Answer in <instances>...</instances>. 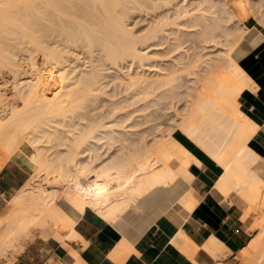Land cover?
<instances>
[{
	"label": "bare ground",
	"instance_id": "bare-ground-1",
	"mask_svg": "<svg viewBox=\"0 0 264 264\" xmlns=\"http://www.w3.org/2000/svg\"><path fill=\"white\" fill-rule=\"evenodd\" d=\"M179 1L0 0V189H6L0 194V257L38 234L60 244L76 241L80 249L60 250L63 264H88L80 250L90 243L84 227L93 221L117 235L109 257L124 261L140 253L161 215L185 219L210 194L247 227L246 245L233 252L213 233L199 244L181 227L170 243L189 264H202L198 250L207 264H227L229 257L264 264V67L251 64L264 50V0H203L213 14L204 26V14L180 7L174 19L192 22L156 13L144 33L127 25L131 2L155 11ZM180 23L201 29L174 37L165 52L140 51L138 43L171 40L165 27ZM209 40L224 48L201 54ZM186 42L184 52L195 49L191 56L179 52ZM80 49L89 59L98 50L113 64L128 58L140 66L179 51L157 77L118 76L136 89L117 97L101 94L97 60L77 69ZM247 88L254 91L250 101ZM147 104L154 110L143 112ZM168 108L171 116L163 112Z\"/></svg>",
	"mask_w": 264,
	"mask_h": 264
},
{
	"label": "rangeland",
	"instance_id": "rangeland-1",
	"mask_svg": "<svg viewBox=\"0 0 264 264\" xmlns=\"http://www.w3.org/2000/svg\"><path fill=\"white\" fill-rule=\"evenodd\" d=\"M216 1H218V3H219L220 0H216ZM202 2H203V0H185V1L184 0H180L177 5H174V7H173V5H171V6H167V8H160L158 10L155 9V11L153 9L151 10L150 8H147V7H146L147 8L146 9L143 4L131 2L130 3V7L128 8V15H127L128 18L126 17V22H127L128 27L129 28L131 27L130 28L131 31L134 32L135 34L144 33L143 31L144 30L146 31L154 23L155 17H156V15H158V13H160L161 15H168L169 14L171 16L169 20H174L177 23L181 22V21L182 22L184 21L185 24H186V21H187V24H188V21H189V23L192 22L193 19L191 20L190 18H186V17H185V19H184V17H180V18L174 19L175 10H176V8L180 7L179 8L180 10L185 8V9H188L189 12L194 11L193 12L194 14H199V15L200 14L201 15L204 14L205 19L202 22L203 25H201V26H204L206 23L212 24L211 17H213V14H211L208 11L204 10V8L206 6V3L205 2L202 3ZM220 2H222V0ZM195 7H197V10H194ZM173 12H174V14H173ZM205 13H207V14H205ZM210 14L212 16H210ZM191 18H193V16ZM209 21H211V23ZM220 22L222 24L224 23L222 21H220ZM224 24L227 25L228 23H224ZM259 25L261 26V24H259ZM167 26H168V28H167ZM167 26L165 27V30H167V32H164L163 34L164 35L168 34V36L170 35L169 39H171V40H166V38H165V40H163V38H162L161 39V44H158L156 46L149 45L151 43V41H147L148 43L147 42L144 43L145 46L144 45L140 46V44H142V43H138L137 44L138 47L142 48V49H140V51L146 52L147 54H151V55L156 50L157 51L163 50V52H165V51H167L168 48H170L169 44L171 43V45H172L175 42V38L174 37H177V36H181L182 38H185L187 36L189 37L188 34L186 35V33L189 30H194L195 29V31H198V30L201 29L200 25H196V26L191 27V26L184 25L183 23L182 24L180 23L179 25L178 24H169ZM197 26H199V27H197ZM173 29H175V30H173ZM176 30H177V32H176ZM215 30H216V32L215 31L214 32L216 34H219V36H220L221 33H222L220 31V29L216 28ZM168 31H169V33H168ZM190 37H191V35H190ZM217 39H219V38L218 37L215 38L216 41H219V40L223 41L224 37L222 35V36H220L219 40H217ZM166 42H169V43H166ZM214 42L211 41V40H209L207 42H203V45L201 43V47L198 50H200L201 54H203L205 52H210L209 54H212V53L218 51L220 48H224L223 45L214 44ZM185 44L186 45H190L191 43L190 42H186L183 45H185ZM186 45H185V47L180 48L179 49L180 51L179 50L173 51L171 53V55L172 56L176 55L178 51L181 52L184 55L185 54L189 55V52L193 53L195 49H193L192 47H190V49H188L187 52H184L189 47V46H186ZM96 51H98V50H94L93 51L95 53L92 54L93 58L90 57V59H89V56H87L85 54L86 52H82V49H80V52L78 50L75 51L76 52V53L74 52L75 54H77L79 52L78 54H79V57H80V62L82 61L81 62L82 65H80V67H78L77 69H79V70H84L85 69L86 70L87 68H85V63H86V65H88L89 63L91 65V64H95L94 61L97 60L96 64L101 66V67L99 66L100 69L102 68V70H101L102 78L100 80V84H101L100 87H103V88H101L102 89L100 91L101 94H103L104 92H106V93L107 92L117 93V97L129 95V94H131V92H133L136 89V88H127L124 83H119L120 82L119 81L120 80L119 77L125 78V79L126 78L129 79V77L131 75L135 74V75L139 76L141 78V80H149L150 77H157L160 74H163V73L166 72L165 70L160 68L161 64H164V65L168 66V64H170L171 61L173 62V60H174V59L170 58L172 56L156 54V55H154L152 60H150V61L148 60V64L145 62L146 65H144V66H140L139 64H141V63L138 64L137 61L136 62L132 61L133 62L132 63L131 60L128 59V58L121 59V60L118 61L117 64H113L110 60L104 59V60H106V61H104L103 59H101L99 51L98 52H96ZM192 53L189 56H191ZM83 55H85L84 56L85 58L83 57ZM186 57H184V59H182V60L183 61H187L185 59L189 60V57L188 58H186ZM83 60H84V62H83ZM86 60H88V61H86ZM124 60L126 61V63H125ZM143 63H142V65H143ZM57 75L58 74L56 73V74H53L50 77V80H52L51 82L55 83V81H58V78L56 79ZM183 75L185 76V74H183ZM185 77L186 78L188 77L187 79H189L190 76L188 75V76H185ZM113 78H115L116 80H113ZM190 79H191V77H190ZM189 83H191V82H189ZM53 89L54 88H52L51 90H53ZM246 91L248 93L249 92H251L252 94L254 93V91L251 88H247ZM176 99H174V101H176ZM183 101H184V99L180 100V101H176L177 102L176 106H181L183 104L182 103ZM140 103H142V100L140 101ZM147 103L152 104V102L150 103L149 101ZM163 103H164V101L161 100L160 101V105H163ZM149 104L146 105L147 108L143 112L148 113V112H150V110L151 111L154 110L155 106H153V105L149 106ZM172 111H173L172 108H168V109L163 110V112L167 113L169 116H171ZM143 112H141V113H143ZM165 119L166 118L164 116H161L159 118L160 121H162V120L164 121ZM13 173H14V171H13ZM11 180L12 181L16 180V176L15 175L11 176ZM21 180L22 179H19L18 181H21ZM5 190L6 189L4 187L1 188L0 189V194L4 195L5 192H6ZM0 210H3L2 207H1ZM0 213L4 214L3 212H0ZM252 234H253V232H252ZM33 236H32L31 239H28L27 241H24L22 243V244H24L23 248H20V249L18 248L19 249V250L17 249L18 251L15 250V252L13 251L14 253L9 252L4 257H0V263L1 264H13V263L18 262L19 260L23 259L25 262H27L29 264H63V262L66 259V257L63 256L62 251L60 252V250H62V248L64 247L63 248V253L66 255V254L70 253V250H72L73 248H76L78 246L76 241H69V242L66 241L63 244L62 243L60 244V243L56 242V238L55 237H49V238L45 239L43 237H40L38 234H35ZM152 237H153V232H152L151 238ZM73 245L76 246V247H74ZM237 262L239 264L240 260L239 261H232L229 264H237Z\"/></svg>",
	"mask_w": 264,
	"mask_h": 264
},
{
	"label": "crops",
	"instance_id": "crops-1",
	"mask_svg": "<svg viewBox=\"0 0 264 264\" xmlns=\"http://www.w3.org/2000/svg\"><path fill=\"white\" fill-rule=\"evenodd\" d=\"M262 51L252 55L251 64L259 61L261 66L264 67V50ZM246 96L249 101L253 99L251 92ZM258 109L261 110V104H259ZM261 111L264 112V109L262 108ZM262 136L264 137V135ZM5 171L6 177H9L8 179L15 175L13 171L9 172L7 169ZM202 198L193 209L194 212L192 211V214L190 213L185 219L167 213L161 215L152 229L153 237L139 254L132 252L122 259L124 261L109 257L110 246L117 238V235L106 225H100L98 222L93 221L86 222L84 232L90 243L87 248L80 250L81 255L88 264H189L187 256L169 241V237L173 236L180 227L199 244L203 243L213 233L217 237H221L220 239L233 252L246 245L248 239L251 238V233L238 220L236 212H229L210 194H205ZM163 219L164 221H161ZM77 245L75 247L80 249V244L77 243ZM195 257L202 264H207L208 262L202 250H198ZM231 262V257L227 258L226 263L229 264ZM13 264L29 263L21 259Z\"/></svg>",
	"mask_w": 264,
	"mask_h": 264
}]
</instances>
